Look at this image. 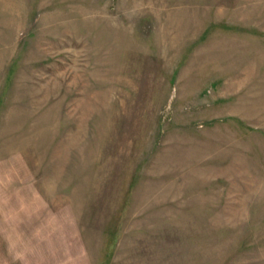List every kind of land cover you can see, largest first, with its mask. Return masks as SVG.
I'll return each instance as SVG.
<instances>
[{
    "label": "rangeland",
    "instance_id": "374dc122",
    "mask_svg": "<svg viewBox=\"0 0 264 264\" xmlns=\"http://www.w3.org/2000/svg\"><path fill=\"white\" fill-rule=\"evenodd\" d=\"M0 264H264V0H0Z\"/></svg>",
    "mask_w": 264,
    "mask_h": 264
}]
</instances>
